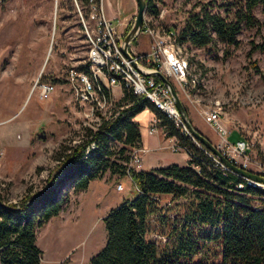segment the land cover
Segmentation results:
<instances>
[{
  "label": "rangeland",
  "instance_id": "obj_1",
  "mask_svg": "<svg viewBox=\"0 0 264 264\" xmlns=\"http://www.w3.org/2000/svg\"><path fill=\"white\" fill-rule=\"evenodd\" d=\"M244 2L153 0L158 12L153 13L154 8L147 6L145 22L179 33L190 16L201 17L207 10L234 20L236 13L244 10ZM104 4L109 16L115 22L121 21L120 31L126 37L137 14L136 0H104ZM254 14L260 24L255 28L242 24L236 45L229 46L218 39L207 47H196L188 42L183 44L184 55L198 86L190 93L192 102L183 96L185 102L181 101L185 110L189 109L190 116L194 115L193 112L198 115L196 118L204 132L211 128L201 118L200 109L219 107L227 138L235 142L242 135L249 141V157L252 159L249 167L257 172L261 171V163L264 165V51L252 49L264 38L262 7L255 8ZM132 45L137 53L148 51L150 37L141 32ZM43 48L48 52L45 69L31 81V88L37 79L64 81L67 68L85 55L86 43L74 1L0 0V54L10 60L6 73H13L21 57L28 53L27 49L29 55L35 57ZM33 68L31 63L30 69ZM58 91L61 92L58 100L56 93L52 100H40L38 91L32 90L23 103L14 97L13 101L4 100L0 105V112L4 111L0 119L9 117L0 123V196L6 201H18L29 189L41 191L47 186L48 177L57 164L54 154L59 144L63 140L77 142L85 139L84 126L96 128L95 122L99 119L87 117L64 87L59 86ZM121 92L119 89L112 92L115 101L120 99ZM213 138L218 147L222 137L217 134ZM39 168L41 170L37 171ZM126 181V178L116 177L97 180L88 190L80 192H75L70 184L63 187V193L69 197L68 206L38 231L37 244L44 252L42 264H88L97 253L93 242L100 239L102 230L107 232L104 221L98 217L108 212L116 198L124 195L128 186ZM119 183L123 190H117ZM137 195L135 189L130 193L133 198ZM250 199L258 201L255 197ZM186 203L183 198L161 197L162 215L159 218L162 220L153 219L148 235L160 249L173 242L172 228L182 219ZM191 228L200 247L189 264L220 261L219 244L205 238L209 227L194 224Z\"/></svg>",
  "mask_w": 264,
  "mask_h": 264
},
{
  "label": "trees",
  "instance_id": "obj_2",
  "mask_svg": "<svg viewBox=\"0 0 264 264\" xmlns=\"http://www.w3.org/2000/svg\"><path fill=\"white\" fill-rule=\"evenodd\" d=\"M243 6L234 20L209 10L201 17L190 16L178 33V42L207 47L218 39L236 45L242 24L248 28L260 24L254 9L261 6L264 14V0H245ZM148 8L158 12L153 0H148ZM256 49L264 51V38L252 51ZM146 109L154 113L166 137H174L188 151V165L128 171L131 148L141 145L139 123L134 118ZM99 116L96 128L83 127L85 139L59 144L54 154L57 164L41 191L29 189L16 202L0 196V264H42L38 231L68 206L69 197L62 188L70 184L80 192L107 174L117 179L130 175L138 195L123 199L105 215L107 241L88 264H189L200 247L192 233L194 224L209 227L205 238L219 244L221 255L218 262L198 264H264V189L248 184L240 173L218 166L210 150L182 133L150 100L130 90H123L110 116ZM162 196L187 202L182 219L172 228L173 242L164 249L148 238L153 219L162 215Z\"/></svg>",
  "mask_w": 264,
  "mask_h": 264
},
{
  "label": "built area",
  "instance_id": "obj_3",
  "mask_svg": "<svg viewBox=\"0 0 264 264\" xmlns=\"http://www.w3.org/2000/svg\"><path fill=\"white\" fill-rule=\"evenodd\" d=\"M73 1L86 43L84 57L75 65L69 66L63 77L74 103L84 110L87 117L100 119L99 115L110 116L115 108L112 94L114 87H119L122 91L130 90L150 100L182 133L189 135L200 146L191 135L170 88L159 77L145 75L140 70L147 73H162L171 81L179 97L182 93L192 102L190 93L198 86V81L191 72L189 61L183 52V45L178 42V32L171 28H157L144 21L142 32L150 37L149 50L137 53L132 50L131 44L129 51L132 58H128L122 51L125 38V34L120 31L122 23L115 22V19L109 16L104 0ZM32 90L38 91L40 100H48L55 92L56 84L37 79ZM220 113L219 107L206 106L200 109L204 121L222 137L217 149L232 164L264 177L262 163L259 166L261 171L255 172L249 167L252 163L249 157V141L242 138L232 142L227 138L228 133L221 122ZM157 126V120L153 121L149 133H154ZM94 146L92 144L91 148ZM179 149L183 148L177 143L172 146L174 151ZM148 151L149 149L142 145L131 148L127 162L128 171L142 170L143 157ZM209 155L218 166L232 170L212 152ZM243 178L248 184L264 189L263 182L244 176ZM122 188L123 185L119 183L117 189Z\"/></svg>",
  "mask_w": 264,
  "mask_h": 264
},
{
  "label": "crops",
  "instance_id": "obj_4",
  "mask_svg": "<svg viewBox=\"0 0 264 264\" xmlns=\"http://www.w3.org/2000/svg\"><path fill=\"white\" fill-rule=\"evenodd\" d=\"M131 48L132 50H134L133 45H131ZM28 49H27L28 53L26 54L25 52V55L21 57V59L19 60V63L14 68L13 73L11 75L6 73L7 66L10 63V60L3 58L2 53L0 54V105L4 104V100L10 99V101H13L14 97H16V99H19L21 103H23L27 95L32 93L31 81L36 77L38 73H40L42 70L45 69L44 64L46 63L47 58H48L47 48L45 49L43 48L41 54L35 57H31V55H29ZM31 59L33 60L32 62H31ZM4 63H5V66H3ZM31 63L35 67L32 70L30 69ZM47 81H51L56 84V90L53 93L52 97L48 100H52L55 93H56L55 96L58 100L61 95V92L58 91L59 86L62 88L64 87L67 90L66 85L64 84V81L61 82V84L57 83V78L56 79L53 78L52 80L50 79ZM116 89H119L120 92L122 91L119 87H114L112 89L113 90L112 92L115 93ZM120 96H122V92ZM180 96L183 102H185V100L186 101L188 100V98H186L184 94L181 93ZM182 96L185 98V100L182 99ZM114 97L116 96L114 95ZM44 101H47V100H44ZM55 102H56V99L54 98L52 104L54 105ZM188 111H186V113ZM0 114L3 116L4 111H1ZM192 114L194 115L190 116L188 112L187 117L189 121L192 123L193 127L196 128L206 138H208L213 144L216 143L213 140L214 139L213 137H216L217 135L214 129L207 123L212 130L210 129L209 132H204V130H202V127H201V124L199 123L198 118H196L198 115L195 112H193ZM8 119L9 117L8 118L3 117L0 119V123L5 122ZM134 120L139 123L140 134H141V145L149 149V151L146 152L143 157V166H142L143 170L167 167L171 164H177L180 166L188 165L190 155L187 150L185 149H179L177 151L172 150V146L176 143V139L174 137H166L163 129L158 126H157V130L154 133L152 134L149 133V130H150L151 125L153 124V121L157 120L153 112L146 109L142 111L141 113L137 114ZM242 138L244 137L241 135L239 136L238 139H242ZM122 178L127 179L126 181L128 184L127 190L124 193V195L114 200L115 202L113 206H109L107 211L119 205L123 199L133 198V197H130V193L132 192L133 189L136 190L135 185L133 184L129 176L125 175ZM108 179L110 178H109V175L107 174L104 178L97 179V180L107 181ZM97 180H93V181H97ZM93 181H91L89 187L86 190L90 188ZM121 190H123V188ZM103 195L105 196V193H103ZM107 213L108 212H105L104 214L99 216L98 219H101L103 221V218L105 217ZM95 241L96 242H93L94 247H95L94 251L98 252L105 245L107 241V232L105 233V231L102 230L100 239L95 240Z\"/></svg>",
  "mask_w": 264,
  "mask_h": 264
},
{
  "label": "water",
  "instance_id": "obj_5",
  "mask_svg": "<svg viewBox=\"0 0 264 264\" xmlns=\"http://www.w3.org/2000/svg\"><path fill=\"white\" fill-rule=\"evenodd\" d=\"M136 3H137V14L135 16L134 23H133L130 31L128 32V34L126 35V37L124 38L123 43H122V51L125 54V56L128 58H132V55L129 51L130 45L137 38V36L142 32V28H143L144 21H145V11H146L147 6H148V0H136ZM140 70L145 75H155V76L159 77L170 88L172 96L175 100V103H176L177 107L179 108V110L181 111L182 116L185 120V123H186L191 135L200 144L204 145L208 150H210L217 158H219L226 166H228L232 170L240 173L244 177H248V178H251V179H254L256 181L264 183V177L263 176L256 174V173H253L249 170L242 169V168L232 164L231 162H229L220 153L219 149H217V147L208 138H206L196 128L193 127L192 123L189 121V119L187 117V113H186L185 107L181 101V98L179 97L178 93L176 92L175 87L173 86V84L171 83V81L169 79H167L160 72L147 73L146 71H144L142 69H140Z\"/></svg>",
  "mask_w": 264,
  "mask_h": 264
}]
</instances>
